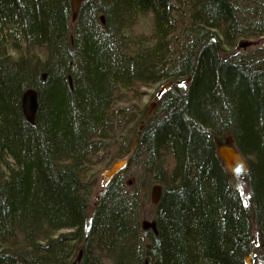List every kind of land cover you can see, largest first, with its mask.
<instances>
[{"label": "trees", "instance_id": "1", "mask_svg": "<svg viewBox=\"0 0 264 264\" xmlns=\"http://www.w3.org/2000/svg\"><path fill=\"white\" fill-rule=\"evenodd\" d=\"M263 39L264 0H0V264L264 263ZM187 78L147 117L148 88Z\"/></svg>", "mask_w": 264, "mask_h": 264}, {"label": "water", "instance_id": "2", "mask_svg": "<svg viewBox=\"0 0 264 264\" xmlns=\"http://www.w3.org/2000/svg\"><path fill=\"white\" fill-rule=\"evenodd\" d=\"M83 1L84 0H71V6L74 13H77L79 11ZM252 44L253 42H249L247 39H241L238 42V48L246 50ZM189 81H190L189 78H187L185 80L169 81L161 84L156 94L157 99L158 100L161 99L168 91L172 89L174 85L183 87L187 85ZM156 106L157 103H152L150 110L148 111V115L151 114L152 108ZM21 107L26 121L32 125L35 124L37 112L39 109L38 92L34 89L25 91L22 96ZM136 146H137V142L134 143L131 152L126 158L115 161L112 164V166L104 172L103 181L105 185H107L117 174H119L122 170H124L127 167L128 161L131 155L133 154V151L135 150ZM217 153L220 159L222 160L226 170L235 180H244L246 178L247 173L249 171L248 162L234 145L229 143V141H226L224 143H219ZM161 196H162V186L158 184L152 186L151 188L152 201L154 203H159L161 200ZM151 225H152L151 222L143 221L144 229L150 228ZM81 255L82 252L79 254V257L74 264H79ZM254 257H255V253H251L249 256L245 258L244 263L255 264Z\"/></svg>", "mask_w": 264, "mask_h": 264}, {"label": "rangeland", "instance_id": "3", "mask_svg": "<svg viewBox=\"0 0 264 264\" xmlns=\"http://www.w3.org/2000/svg\"><path fill=\"white\" fill-rule=\"evenodd\" d=\"M249 42H253V44L249 47V48H247L246 50H244V49H240V50H243V51H247V50H254L256 47H257V43H256V41L254 40V39H247ZM260 42H262V44L264 43V39L263 40H261ZM159 87H160V85H157V86H155V87H153V88H148L147 90H146V92H147V94L146 95H144V97H143V104L146 106V108H147V115H148V111L150 110V107H151V105H152V103H157V101H158V99H157V92H158V90H159ZM156 111V107H153L152 108V110H151V114L150 115H148L147 117H150V116H152L153 114H154V112ZM142 126H144V125H140V130L142 129ZM229 143H231L232 145H234L233 143H232V141L229 139ZM129 155V154H128ZM127 155V156H128ZM126 156V157H127ZM126 157H124V158H126ZM123 159V158H122ZM117 160H120V159H115L114 161H113V163L115 162V161H117ZM112 163V164H113ZM128 163H129V161H128ZM112 164L109 166V167H105V168H103V170L101 171V172H99V174H98V182H97V185H96V187H95V192H94V194H93V198H92V203H94L95 201V199L97 198V197H99V194L101 193V188H102V186L104 187L105 186V184H104V181H103V175H104V172L106 171V170H108L111 166H112ZM150 199H151V204H147L145 207H144V221H148V222H152V220H153V216H154V209H155V204L153 203V201H152V197H151V191H150ZM97 200V199H96ZM77 261V260H76ZM75 261V262H76ZM254 263L255 264H264L263 262H261L258 258H257V256L255 255V257H254Z\"/></svg>", "mask_w": 264, "mask_h": 264}, {"label": "flooded vegetation", "instance_id": "4", "mask_svg": "<svg viewBox=\"0 0 264 264\" xmlns=\"http://www.w3.org/2000/svg\"><path fill=\"white\" fill-rule=\"evenodd\" d=\"M160 100V99H159ZM158 102V101H157ZM157 107V106H156Z\"/></svg>", "mask_w": 264, "mask_h": 264}]
</instances>
